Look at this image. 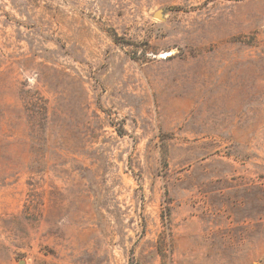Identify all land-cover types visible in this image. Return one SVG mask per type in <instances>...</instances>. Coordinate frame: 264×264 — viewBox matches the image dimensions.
I'll use <instances>...</instances> for the list:
<instances>
[{
	"label": "rangeland",
	"instance_id": "1",
	"mask_svg": "<svg viewBox=\"0 0 264 264\" xmlns=\"http://www.w3.org/2000/svg\"><path fill=\"white\" fill-rule=\"evenodd\" d=\"M20 262L264 264V0H0Z\"/></svg>",
	"mask_w": 264,
	"mask_h": 264
},
{
	"label": "water",
	"instance_id": "2",
	"mask_svg": "<svg viewBox=\"0 0 264 264\" xmlns=\"http://www.w3.org/2000/svg\"><path fill=\"white\" fill-rule=\"evenodd\" d=\"M154 16H155V17H160V12H156V13L154 14ZM20 264H22V262H20Z\"/></svg>",
	"mask_w": 264,
	"mask_h": 264
},
{
	"label": "bare ground",
	"instance_id": "3",
	"mask_svg": "<svg viewBox=\"0 0 264 264\" xmlns=\"http://www.w3.org/2000/svg\"><path fill=\"white\" fill-rule=\"evenodd\" d=\"M167 52V51H166Z\"/></svg>",
	"mask_w": 264,
	"mask_h": 264
}]
</instances>
